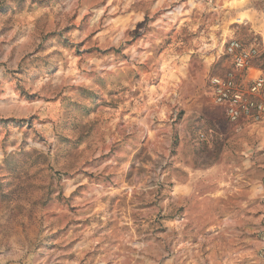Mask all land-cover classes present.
<instances>
[{
	"label": "rangeland",
	"instance_id": "obj_1",
	"mask_svg": "<svg viewBox=\"0 0 264 264\" xmlns=\"http://www.w3.org/2000/svg\"><path fill=\"white\" fill-rule=\"evenodd\" d=\"M231 41L264 73V0H0V264H264Z\"/></svg>",
	"mask_w": 264,
	"mask_h": 264
},
{
	"label": "built area",
	"instance_id": "obj_2",
	"mask_svg": "<svg viewBox=\"0 0 264 264\" xmlns=\"http://www.w3.org/2000/svg\"><path fill=\"white\" fill-rule=\"evenodd\" d=\"M224 52L231 59L233 70L224 76L209 78L214 102L231 123L263 118L264 73L253 65L257 59L256 51L245 50L238 42L231 41ZM251 72L259 74L251 77Z\"/></svg>",
	"mask_w": 264,
	"mask_h": 264
},
{
	"label": "bare ground",
	"instance_id": "obj_3",
	"mask_svg": "<svg viewBox=\"0 0 264 264\" xmlns=\"http://www.w3.org/2000/svg\"><path fill=\"white\" fill-rule=\"evenodd\" d=\"M244 18V17H243ZM243 18L242 17H239L237 20H238V22H242L243 21ZM222 47V46H221ZM218 51H220V50H218Z\"/></svg>",
	"mask_w": 264,
	"mask_h": 264
}]
</instances>
